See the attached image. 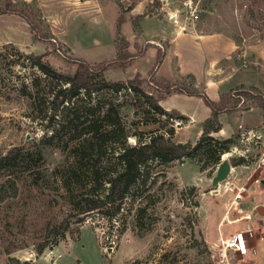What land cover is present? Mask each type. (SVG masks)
I'll return each instance as SVG.
<instances>
[{
	"label": "rangeland",
	"instance_id": "rangeland-1",
	"mask_svg": "<svg viewBox=\"0 0 264 264\" xmlns=\"http://www.w3.org/2000/svg\"><path fill=\"white\" fill-rule=\"evenodd\" d=\"M187 3L197 8L199 21L204 20L210 30H224L234 38L238 47L229 64L237 73L231 85L242 84L232 90L253 93L257 88L264 94V0H0V8L22 10L37 24L34 31L26 18L0 14V157L12 150L17 154L16 166L0 172V187L9 178L18 186L16 196L10 186L7 192L11 196L2 201L0 196V264H218L211 259V248L221 236L249 228L254 231L252 236L247 233L249 255L237 256L233 262L252 264L253 259L254 264H264V238L259 239L264 233V212L257 211L264 205V109L257 99L237 96L232 102L236 108L223 117L229 131L226 138H234L230 153L221 156V162L227 158L232 166L226 180L214 186L219 164L210 163L201 171L199 158L156 161L148 184L159 174L155 183L135 203L128 200L123 211L126 216L121 214L113 222L98 212L77 221L79 216L73 215L69 193L57 170L71 160L77 140L73 130L84 118L78 120L79 113L72 110L57 137L47 140L54 126L59 128L68 115L63 116L61 106L55 125L47 117L52 91L64 80L46 77L27 59L28 54L46 53V63L62 75L72 76L81 60L96 64L114 58L119 49L145 53L139 39L142 17L167 14L171 18L175 13L189 20ZM13 40L27 43V48H19ZM138 64L110 67L105 77L129 80L138 71L149 74V57ZM174 84L192 89L191 78ZM143 88L152 92L156 87L148 82ZM134 98L141 96L135 91L124 96L122 101L127 102L121 110L131 132L158 128L152 121L156 117L153 110L145 116L142 109L135 113ZM38 109L47 111V116ZM190 120H170L175 141H191L195 133L196 141L200 138L203 128L196 132L198 124L182 129ZM129 141L135 143L136 139L130 136ZM232 158L241 163L233 166ZM143 207L146 211L140 214ZM61 223H70L66 237L40 253L41 246L54 242ZM124 223L127 229L121 234ZM59 230L61 235L63 229Z\"/></svg>",
	"mask_w": 264,
	"mask_h": 264
},
{
	"label": "trees",
	"instance_id": "trees-1",
	"mask_svg": "<svg viewBox=\"0 0 264 264\" xmlns=\"http://www.w3.org/2000/svg\"><path fill=\"white\" fill-rule=\"evenodd\" d=\"M4 13H13L26 18L31 23L32 29L37 31V24L32 21V17L22 10L5 6L4 9L0 8V14ZM29 13L34 14L32 10ZM35 38L39 39L40 37L37 34ZM45 55L46 53H30L27 59L33 66L40 68L46 77L64 80V83L58 84L52 91L51 106L48 109L51 111L50 116H47L45 110L38 109V111H45L43 117H49L52 125H55L53 120L59 107L63 106V116L68 114L59 128L54 126V130L47 140L53 141L57 137L61 128H64L65 123L69 122V112L72 110L74 113H79L76 116L78 120L84 118L82 122L79 121L80 125H77L73 130V137L77 140L72 147L71 160L57 169L60 172L62 184L69 193L73 215L79 216L77 220L79 222L83 221L84 216L94 212L105 215L110 222L118 221V217L125 210L127 201L135 203L146 187L155 183L156 176L159 174L154 176L151 184H148L153 177L152 168L156 161L163 164L176 160L184 162L187 158H199L200 161H203L200 167L201 171H204L210 163L216 166L220 164L221 156L230 153L234 138L222 139L215 137L213 133L220 131L223 127L218 114L235 109L236 106L232 105V102L237 96L246 95L257 99L258 104L264 109V94L257 88L253 93L245 90H231L216 101L206 93L180 88L173 82L154 80L155 66L161 62V56L157 57L156 64L148 78L137 73L129 80L106 79L104 73L108 68H127L136 56L144 55L143 50L139 54H131L119 49L114 58L96 64L81 60L72 76H64L52 68L44 61ZM148 82L155 85L154 91L144 90L143 85ZM133 91L138 92L141 96L139 99L134 98V102L131 104L135 108V113L139 114L142 109V114L145 116L150 113V110H153L156 117L152 121L158 123V128L147 132H131L123 119L121 110L127 102L126 100L122 101L123 97L129 96ZM173 91L198 95L212 110V115L203 122L202 135L195 143L174 140L176 131L170 120L174 118L183 120L187 119V116L176 112V110L170 112L160 104V100ZM144 103L148 104L150 108L145 107ZM173 113L178 114L174 117ZM147 123L151 122L146 120ZM167 124L171 126L168 127ZM130 136L135 137V143L129 141ZM16 157L17 154L13 150L1 156L0 172L8 171L16 166ZM231 161L233 166L241 163L237 158H232ZM28 167L27 170L31 169V166ZM160 174L163 175V173ZM8 186L14 191L13 197L17 195V182L15 179L9 178L0 187L1 201L5 197L11 196L7 192ZM195 190L196 188L193 186L192 191ZM140 199V201L143 200V198ZM145 211V207L139 209L140 214ZM63 224L65 223H61V228L58 227L54 242L41 246L40 253L49 245H57L59 239L66 237L70 223H66L67 226L64 227ZM59 229H63L61 235L58 234L60 233ZM126 229L127 224L124 223L121 234Z\"/></svg>",
	"mask_w": 264,
	"mask_h": 264
},
{
	"label": "crops",
	"instance_id": "crops-1",
	"mask_svg": "<svg viewBox=\"0 0 264 264\" xmlns=\"http://www.w3.org/2000/svg\"><path fill=\"white\" fill-rule=\"evenodd\" d=\"M171 16L170 18L167 14H154L142 17L139 39L145 45L146 50L144 55L134 58L130 67L139 65V61L149 57L151 64L149 74L143 75L140 71L137 72L142 77L148 78L156 64L157 57L161 56V62L155 66L154 78L156 80L178 83L191 78L193 90L206 93L216 101L223 94L242 84L231 85L237 72L232 69L234 67L229 63L235 56L238 46L229 33L224 30H210L204 20L189 21L175 13ZM175 17L177 21H175ZM13 42L21 49H24L23 45H27L22 41L13 40ZM25 47L27 48V46ZM130 52L135 53V51ZM108 70H106V74ZM160 104L166 110H176L191 118V124L183 126L182 129L188 127L190 129L193 125L198 124L196 132L203 128V122L212 115L211 108L205 104L202 97L185 92L173 91L161 99ZM225 116L226 111L218 114L223 127L220 131L213 133L215 137L226 138L229 136V131L226 130V126L222 122ZM195 134L191 139L193 143L196 141L198 133ZM188 140L190 138L177 141L186 142ZM263 238L264 233L259 239L263 240ZM250 261L254 264L253 259Z\"/></svg>",
	"mask_w": 264,
	"mask_h": 264
},
{
	"label": "built area",
	"instance_id": "built-area-1",
	"mask_svg": "<svg viewBox=\"0 0 264 264\" xmlns=\"http://www.w3.org/2000/svg\"><path fill=\"white\" fill-rule=\"evenodd\" d=\"M186 17L191 21L200 19V15L196 7L191 3L186 5ZM177 18L175 17V21ZM247 231V232H246ZM246 231H237L234 234L221 237L219 241L211 248V259L214 263L218 264H234L233 258H243L249 255L250 245L247 233L252 236L254 233L251 228ZM255 253V250L253 251Z\"/></svg>",
	"mask_w": 264,
	"mask_h": 264
},
{
	"label": "water",
	"instance_id": "water-1",
	"mask_svg": "<svg viewBox=\"0 0 264 264\" xmlns=\"http://www.w3.org/2000/svg\"><path fill=\"white\" fill-rule=\"evenodd\" d=\"M232 170V166L230 161L227 158H223L222 162L219 164L217 168V173L213 177V185L217 186L220 182L226 180ZM257 211L259 214L264 212V205L258 206ZM112 248H109L111 250ZM245 262H243L244 264Z\"/></svg>",
	"mask_w": 264,
	"mask_h": 264
},
{
	"label": "bare ground",
	"instance_id": "bare-ground-1",
	"mask_svg": "<svg viewBox=\"0 0 264 264\" xmlns=\"http://www.w3.org/2000/svg\"><path fill=\"white\" fill-rule=\"evenodd\" d=\"M219 240H220V239H219ZM219 240H218V241H219Z\"/></svg>",
	"mask_w": 264,
	"mask_h": 264
}]
</instances>
